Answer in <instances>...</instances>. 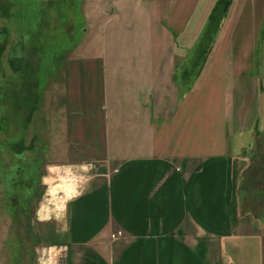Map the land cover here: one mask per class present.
I'll return each mask as SVG.
<instances>
[{
    "label": "crops",
    "instance_id": "1",
    "mask_svg": "<svg viewBox=\"0 0 264 264\" xmlns=\"http://www.w3.org/2000/svg\"><path fill=\"white\" fill-rule=\"evenodd\" d=\"M193 4L148 0L146 18L136 9L137 24L122 20L116 38L125 32L129 41L115 55L100 51L64 63V165L96 169L69 202L68 264H264V196L256 197L264 192L258 151L264 147V103L257 94L264 82V0H232L188 87L176 40ZM225 31L223 55L213 56ZM218 62L226 132L220 138L217 129L207 151L188 152L186 101ZM236 134L243 139L233 156L230 137ZM47 177L40 217L60 221L67 200L57 199L74 191L79 179L64 167Z\"/></svg>",
    "mask_w": 264,
    "mask_h": 264
},
{
    "label": "rangeland",
    "instance_id": "2",
    "mask_svg": "<svg viewBox=\"0 0 264 264\" xmlns=\"http://www.w3.org/2000/svg\"><path fill=\"white\" fill-rule=\"evenodd\" d=\"M197 1L176 40L179 73L188 71L193 82L208 13L216 0ZM148 7V0H0V264H68L69 202L83 187L86 174L96 169L64 165L68 148L64 63L70 57L100 51L115 55L129 41L125 32L116 38L122 20L137 24L136 9H144L141 15L146 18ZM227 36L225 31L213 56L223 55ZM262 40L264 45V34ZM263 51L260 62H264ZM213 69L186 101L183 147L188 152L201 147L207 151L218 138L217 129L220 138L225 130L219 93L223 79L217 72L222 65L218 62ZM258 87V98L264 103V82ZM230 139L234 156L243 138L236 134ZM258 151L264 156V147ZM63 167L71 169L79 182L74 191L64 190L57 199L67 200L62 219L41 220L51 178L47 176ZM263 196L264 192L256 195ZM260 204L263 213L264 200ZM244 209L250 210L246 204Z\"/></svg>",
    "mask_w": 264,
    "mask_h": 264
},
{
    "label": "trees",
    "instance_id": "3",
    "mask_svg": "<svg viewBox=\"0 0 264 264\" xmlns=\"http://www.w3.org/2000/svg\"><path fill=\"white\" fill-rule=\"evenodd\" d=\"M231 4L232 0H218L210 12L207 27L202 39L203 42L195 61V66H198V72H200V69L202 68L203 64L206 62L209 54L212 51L215 40L223 25L224 19L227 17ZM263 34L264 31L262 35ZM187 73L188 71L185 70V72L183 73V80L186 84H188V87H190L193 81L189 79L190 76H188Z\"/></svg>",
    "mask_w": 264,
    "mask_h": 264
},
{
    "label": "bare ground",
    "instance_id": "4",
    "mask_svg": "<svg viewBox=\"0 0 264 264\" xmlns=\"http://www.w3.org/2000/svg\"><path fill=\"white\" fill-rule=\"evenodd\" d=\"M65 168V167H64ZM56 178L60 181V185H64V183L62 182V178L60 176V172L56 173Z\"/></svg>",
    "mask_w": 264,
    "mask_h": 264
},
{
    "label": "built area",
    "instance_id": "5",
    "mask_svg": "<svg viewBox=\"0 0 264 264\" xmlns=\"http://www.w3.org/2000/svg\"><path fill=\"white\" fill-rule=\"evenodd\" d=\"M114 236V235H113Z\"/></svg>",
    "mask_w": 264,
    "mask_h": 264
}]
</instances>
